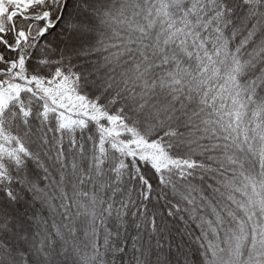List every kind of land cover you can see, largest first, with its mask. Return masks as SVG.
<instances>
[{
	"label": "snow or ice",
	"instance_id": "1",
	"mask_svg": "<svg viewBox=\"0 0 264 264\" xmlns=\"http://www.w3.org/2000/svg\"><path fill=\"white\" fill-rule=\"evenodd\" d=\"M0 264H264V0H0Z\"/></svg>",
	"mask_w": 264,
	"mask_h": 264
}]
</instances>
